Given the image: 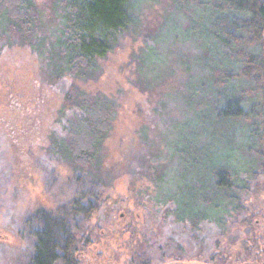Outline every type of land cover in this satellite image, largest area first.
I'll return each mask as SVG.
<instances>
[{
  "label": "rangeland",
  "instance_id": "obj_1",
  "mask_svg": "<svg viewBox=\"0 0 264 264\" xmlns=\"http://www.w3.org/2000/svg\"><path fill=\"white\" fill-rule=\"evenodd\" d=\"M11 1L0 0V8ZM61 1L31 0L39 34L48 37L44 46H28L10 32L0 37V264L30 259L36 211L57 216L61 206L89 187L83 172L70 166L52 140L56 136L64 143L67 138L65 126L75 113L62 111V103L72 85L102 94L113 105L101 149L102 171L109 176L96 188L101 192L99 208L88 220L80 215L70 220L79 264H216L220 259L230 264L244 248H264V161L244 146L250 140L243 125L213 146V151L220 149L215 157L211 150L202 157V169L241 159L230 167L233 178L251 175L245 191L222 201V220L205 218L193 228L189 220L168 211L174 202L165 198L176 192L178 183L188 186L181 196L192 189L193 197L201 198L194 180L199 187L209 180L201 172L195 178L184 172L175 148L186 141L193 149L208 148L214 114L221 119L224 113L234 114L231 104L227 109L217 105L211 113L206 86L186 98L189 79L201 85L210 70L201 65L197 39H178L189 29L184 6L170 0L136 1V26L119 35L93 75L65 74L52 81L47 51L64 29ZM257 93L251 117L260 112L264 121V90ZM243 110H250L248 102Z\"/></svg>",
  "mask_w": 264,
  "mask_h": 264
},
{
  "label": "trees",
  "instance_id": "obj_2",
  "mask_svg": "<svg viewBox=\"0 0 264 264\" xmlns=\"http://www.w3.org/2000/svg\"><path fill=\"white\" fill-rule=\"evenodd\" d=\"M136 1L139 0H62L60 4L63 3L62 9L65 10L61 15L64 29L60 36L49 43L47 51L52 67L51 80L57 81L65 74L83 78L93 75L98 68L99 59L113 49L119 35L136 26L134 24L137 19L133 14ZM170 1L174 6L178 5V8L184 6L181 7L182 12L189 19V29L180 31L178 39H197L202 51L201 65L210 70L202 78L201 85L191 83L189 79V94L186 98L206 86L211 113L214 114L222 104L226 109L231 104L234 109L232 115L224 113L223 119L219 118L218 113L214 114L216 120L210 122L208 129V148L193 149V144L188 145V141L175 148L181 155L184 172L194 175V178L201 172L202 178L209 179L200 187L197 180H194V188L201 190V198L197 195L193 197L192 189L181 196L188 188L185 183H178L176 192L169 193L165 198L166 201L174 202V208L168 209L170 213H174L180 220H189L193 228H196L199 221L205 218L219 223L223 217L222 201L225 198H236L235 191H245L251 177L248 173L245 177L233 178L231 173L235 169L230 170V167L241 159L233 164L229 163L230 166H205L202 169L204 151L211 150L215 157L220 149L213 151V146L216 148V144L225 141V136H230L243 125L249 130L250 140L244 146L257 153L258 159L264 161V121L261 120L260 112L257 117H251V105L260 97L257 92L264 90V0ZM11 2L0 8V37L10 32L28 46H44L43 42L48 37L39 34L41 25L36 24L34 4L31 0ZM173 28L179 29L178 26ZM143 64L141 59L138 63L140 70ZM205 80L209 81L208 86L203 84ZM247 102L250 109L248 112L243 110V104ZM67 109L75 113L72 121H67L65 126L67 138L63 139L64 143H58L54 136L53 145L74 170L83 172L82 178L87 180L89 187L71 203L61 206V213L57 216L43 210L32 215L33 253L25 264H79L75 253L78 240L73 229L71 230L70 220H75L78 215L88 220L94 215L101 199V192L96 188L103 178L107 179L109 176L102 171L101 149L110 129L112 103L102 94L91 95L72 85L65 93L62 103V111ZM198 109V105H195V112ZM195 112L196 117L198 115ZM251 137L255 138L254 141L249 139ZM67 139L69 140L66 141ZM223 146L225 145L221 143V147ZM238 148L239 144L235 150ZM242 155L241 153L240 157ZM260 173L264 175V163ZM206 190L209 197L205 195ZM194 199L199 205L194 206ZM218 203H221L220 206ZM215 209L217 213L214 214ZM220 263L228 262L220 259L216 264Z\"/></svg>",
  "mask_w": 264,
  "mask_h": 264
},
{
  "label": "flooded vegetation",
  "instance_id": "obj_3",
  "mask_svg": "<svg viewBox=\"0 0 264 264\" xmlns=\"http://www.w3.org/2000/svg\"><path fill=\"white\" fill-rule=\"evenodd\" d=\"M253 248L254 247L244 248L241 251V257L237 256L234 258L235 263L230 264H264V248H259L260 250H253Z\"/></svg>",
  "mask_w": 264,
  "mask_h": 264
},
{
  "label": "water",
  "instance_id": "obj_4",
  "mask_svg": "<svg viewBox=\"0 0 264 264\" xmlns=\"http://www.w3.org/2000/svg\"><path fill=\"white\" fill-rule=\"evenodd\" d=\"M169 264H173V263L171 262V263H169Z\"/></svg>",
  "mask_w": 264,
  "mask_h": 264
}]
</instances>
